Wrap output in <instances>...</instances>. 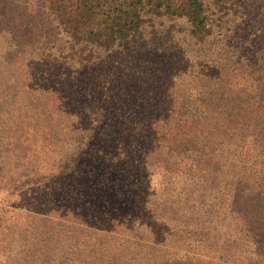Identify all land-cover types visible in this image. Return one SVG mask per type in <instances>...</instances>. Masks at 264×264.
I'll use <instances>...</instances> for the list:
<instances>
[{"label": "trees", "instance_id": "obj_1", "mask_svg": "<svg viewBox=\"0 0 264 264\" xmlns=\"http://www.w3.org/2000/svg\"><path fill=\"white\" fill-rule=\"evenodd\" d=\"M240 8L238 0H0V104L12 91L6 103L24 108L18 125L0 124V173L10 165L22 173L0 181L10 193L42 190L43 203L70 218L66 254L55 249L51 219L37 222L34 263L264 264V61H249L246 49L241 63L218 31ZM158 19L185 21L194 45L208 46L191 78L177 62L183 79L171 82V63L133 50ZM177 81L183 90L172 92ZM131 190L145 214L119 203ZM167 213L207 219L216 234L171 248L182 238L163 237ZM125 219H147L134 221L146 234L136 245L120 239ZM31 222L23 219L21 234Z\"/></svg>", "mask_w": 264, "mask_h": 264}, {"label": "rangeland", "instance_id": "obj_2", "mask_svg": "<svg viewBox=\"0 0 264 264\" xmlns=\"http://www.w3.org/2000/svg\"><path fill=\"white\" fill-rule=\"evenodd\" d=\"M238 2L241 7L239 13L225 21L223 26L218 30L221 38L224 42L227 41L228 43H233L232 47L236 48L235 52L239 54V57L242 60L241 63L247 62L248 56L251 58L249 61H264V0H238ZM247 23L252 25L253 32L248 33L243 29L244 25ZM186 28L185 21L182 20L174 22H168L164 19L155 20L152 26H146L142 30L140 41L137 47H134L133 50L144 54V56L146 55V58L153 63H157L163 59L164 61H167V64L171 63V82L174 81L176 77L181 79L182 76L180 71L173 73V65L177 62L180 64V67L183 66L182 69L184 68V70H186V77L191 78L192 75L188 73V70L189 72L192 69L194 70V58L196 52H201V50L207 49L208 46L194 45V41L191 40L184 31ZM215 32H217V30ZM245 34L247 37L244 36ZM240 39L242 40V44L240 43ZM246 49L247 51H253L255 57L252 58L249 54L247 56ZM187 66H190V68ZM179 81H177L175 85L169 86L172 92L176 90L181 92L183 90L181 82ZM177 84L179 86H177ZM191 93L194 94V87H192ZM11 94L12 91H8L5 96L6 99L0 104V107L5 109V107L12 103L7 110H4L5 112L7 111L6 115H2L0 108V124L6 128L13 127L12 125H18V123L22 121L21 119H23L22 110L24 111V108L17 105L16 100L15 104H13L12 101L11 103H6L8 100L16 99L17 96L12 97ZM20 102L21 99H18V103ZM18 109L19 112H17ZM3 119H8V121L3 123ZM9 167L13 172L7 174L0 173V175L8 178L10 177L11 180L13 175L17 176L19 173H22V168L18 167L15 169L14 165H10ZM4 183L5 180L0 181V264H36L32 258L36 255L34 251L40 250V246L42 245L41 241L38 240L36 236V232L43 231L41 226L42 223H37L40 220L51 219L52 224L50 230H52L56 236L54 238L51 234L50 237L54 238L53 240L56 239L55 249L60 250V252L64 254L68 253V250L71 247L66 246L65 242L70 236V231L67 230V227L65 229L63 228L65 224L63 219L70 218L66 217V212H62L63 207H59L57 204L50 201L43 203L45 193L40 189L25 190L22 193L15 194L10 193V190L6 188L7 183L5 185ZM3 189L5 192H3ZM173 193H169L168 200L173 198ZM131 195H133L132 190L123 193V195L120 196L119 203L130 204L133 202L130 205L132 210L130 211L132 214L131 216H134L136 213L137 215L145 214V211L143 210V201L141 199L139 201H135L134 199L133 201V198H130ZM180 199L183 198L181 197ZM84 202L92 203L91 200H87V198H85ZM189 203L192 202L189 201ZM186 204L185 201V203H183V208L190 209V207H186ZM174 205H180L179 201L176 200ZM204 216L207 217L208 215L206 216L204 214ZM183 217L189 218L184 219ZM183 217L180 214H177V216L174 217V215L167 213L166 218L162 219L164 226L160 230H162L163 237L165 233H170L176 238H182L181 240H176L174 244L170 246L171 248L179 245L180 249H185L186 245L184 243L194 245V241L214 236L216 234L210 228L212 227L213 222L207 221L208 225L206 223L207 219L204 221L202 218L196 219L195 217L188 215H184ZM23 219H32L31 223L26 224L31 231L30 233H27V235L21 234L20 231ZM213 219L217 218L214 216ZM135 220L138 222L140 220L147 221V219H125V226L127 225L128 227L120 236V239L125 241L128 239L129 241L127 242H130L133 245L142 241L146 236V234L140 229L139 225L134 226ZM152 220L153 219H151V221ZM148 221H150V219ZM183 222H186V227L181 229ZM203 225L205 228H203ZM178 229H181V231ZM221 232L224 234L222 230ZM141 243H145V241ZM71 251L72 249L69 252ZM188 253L193 255L194 250L192 253V250L189 249Z\"/></svg>", "mask_w": 264, "mask_h": 264}]
</instances>
